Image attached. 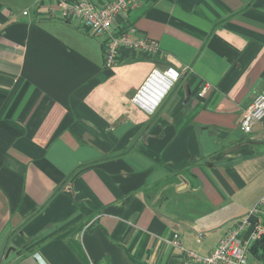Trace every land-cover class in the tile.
Returning a JSON list of instances; mask_svg holds the SVG:
<instances>
[{
	"label": "crops",
	"instance_id": "1",
	"mask_svg": "<svg viewBox=\"0 0 264 264\" xmlns=\"http://www.w3.org/2000/svg\"><path fill=\"white\" fill-rule=\"evenodd\" d=\"M115 25L158 52L109 66L55 0H0V264H179L165 239L205 257L264 195V121L241 128L264 0H137Z\"/></svg>",
	"mask_w": 264,
	"mask_h": 264
},
{
	"label": "built area",
	"instance_id": "2",
	"mask_svg": "<svg viewBox=\"0 0 264 264\" xmlns=\"http://www.w3.org/2000/svg\"><path fill=\"white\" fill-rule=\"evenodd\" d=\"M137 0H112L99 4L95 0H55L56 7L64 19L79 18L89 30L90 35L107 34L105 45L106 64L115 63L117 55L122 48H130L146 56L158 52V44L148 38L132 36L133 29L119 30L115 20L136 6ZM53 14V11H51ZM176 81L177 72L169 69L165 72ZM158 71H154L146 86H151L152 78L159 80ZM143 89L134 97V100H144ZM144 105L143 103H141ZM145 106V105H144ZM264 121V93H258L242 114V130L251 133L253 125ZM264 237V195L249 210L247 215L238 220L217 243L213 251L205 256H199L184 247L181 235L175 233L165 242L180 250L182 260L179 264H247L251 248Z\"/></svg>",
	"mask_w": 264,
	"mask_h": 264
},
{
	"label": "trees",
	"instance_id": "3",
	"mask_svg": "<svg viewBox=\"0 0 264 264\" xmlns=\"http://www.w3.org/2000/svg\"><path fill=\"white\" fill-rule=\"evenodd\" d=\"M250 253L264 258V237L251 248Z\"/></svg>",
	"mask_w": 264,
	"mask_h": 264
},
{
	"label": "rangeland",
	"instance_id": "4",
	"mask_svg": "<svg viewBox=\"0 0 264 264\" xmlns=\"http://www.w3.org/2000/svg\"><path fill=\"white\" fill-rule=\"evenodd\" d=\"M249 264H255L251 259H249Z\"/></svg>",
	"mask_w": 264,
	"mask_h": 264
},
{
	"label": "water",
	"instance_id": "5",
	"mask_svg": "<svg viewBox=\"0 0 264 264\" xmlns=\"http://www.w3.org/2000/svg\"><path fill=\"white\" fill-rule=\"evenodd\" d=\"M184 188V187H183Z\"/></svg>",
	"mask_w": 264,
	"mask_h": 264
}]
</instances>
